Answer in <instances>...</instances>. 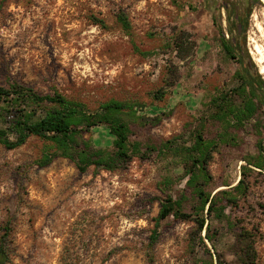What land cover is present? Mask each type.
Masks as SVG:
<instances>
[{"label": "rangeland", "instance_id": "rangeland-1", "mask_svg": "<svg viewBox=\"0 0 264 264\" xmlns=\"http://www.w3.org/2000/svg\"><path fill=\"white\" fill-rule=\"evenodd\" d=\"M207 2H217V12L203 0H0V88L19 82L90 109L110 100L132 102L145 110L131 120V140L147 145V154L124 169L85 173L64 158L37 165L48 144L36 137L13 150L0 145V238L8 226V264H240L234 247L241 229L254 236L255 264H264V168L248 165L259 144L264 150V108L221 143L209 106L218 89L241 84L238 61L226 58L219 44L221 30L226 39L244 41L249 69L264 87V3ZM119 12L128 16L131 35L117 24ZM177 35L185 40L183 52L171 45ZM162 88L166 94L157 99ZM199 133L217 141L209 165L212 196L233 188L248 167L246 193L224 202L233 226L210 217L214 240L204 239L203 246L193 222L170 217L151 244L160 200L182 199L185 212L194 204L183 167H166L170 159L162 161L157 151L167 142L172 152L190 147ZM90 137L98 148L111 147L103 127ZM168 172L173 180L166 186Z\"/></svg>", "mask_w": 264, "mask_h": 264}, {"label": "trees", "instance_id": "trees-1", "mask_svg": "<svg viewBox=\"0 0 264 264\" xmlns=\"http://www.w3.org/2000/svg\"><path fill=\"white\" fill-rule=\"evenodd\" d=\"M207 1L203 0L204 8L217 12V2L207 5ZM238 9L239 7L235 11L236 29L241 34L243 17L238 14L239 12L237 13ZM95 21L104 25L102 20L95 19ZM116 22L123 32L131 35L132 25L125 13L119 12L116 15ZM228 32L232 35L231 27L228 28ZM237 40L232 36L226 39L222 30L219 33V44L225 57L238 61L240 65L239 72L235 75L241 81V84L235 88L218 89L209 102L212 110L210 119L221 129L217 138V141L221 143L234 138L229 133L230 130L243 129L246 123L257 115L259 107L264 108L261 102V97L264 98V87L256 79V72L254 71L255 75L249 72L250 64L244 61L241 50L236 49ZM241 41L244 46V41ZM171 45L181 52L186 49L185 40L181 35L172 39ZM135 51L139 54H147L137 47ZM243 54L250 63L245 48ZM165 94L166 88H162L155 95L159 99ZM144 110L135 107L132 102L116 100L107 101L96 109H90L83 102L68 99L59 92L41 94L32 87L13 82L7 88H0V145L5 149L13 150L25 145L29 138L36 137L48 144L41 158L36 161L40 167L49 165L57 158H64L71 161L80 173H85L90 167L114 172L124 169L133 157L147 154V145L131 140L133 135L130 129L131 120L138 118ZM100 127L105 128L112 136L110 148L96 147L90 137L92 131ZM87 135H89L88 138ZM261 135L257 132L259 138ZM217 141L212 144L199 133L195 135L193 145L178 152H172L168 142L164 143L158 151L154 150L157 151V155L161 156L162 161L170 159L166 167L169 165L183 167L184 176H189L186 184L191 191L194 204L190 212H185L182 199L174 200L171 196H166L160 200L159 213L154 220V229L150 237L151 244H155L158 240V229L161 222L170 217L181 222H193L198 240L203 246H205L204 239L211 243L214 240L211 227L207 223L210 217L213 216L217 220L224 219L232 228L233 224L224 216L226 208L224 202L236 203L235 194L246 193L244 177L248 167L242 168L244 170L242 177L233 188L219 191L212 196L207 190L212 181L209 165ZM258 148L260 150L258 157L248 165L262 169L264 168V155L262 154L264 150L260 144ZM168 173L161 183L166 186H169L173 180V176ZM203 231L205 232L204 238L201 237ZM3 232L0 238V264H8L10 228L6 226ZM235 239L237 243L234 247V255L239 263L255 264L257 253L253 243L254 236L241 229L236 233ZM217 264H222V262L218 260Z\"/></svg>", "mask_w": 264, "mask_h": 264}, {"label": "flooded vegetation", "instance_id": "flooded-vegetation-1", "mask_svg": "<svg viewBox=\"0 0 264 264\" xmlns=\"http://www.w3.org/2000/svg\"><path fill=\"white\" fill-rule=\"evenodd\" d=\"M240 7V6H239ZM239 10V9H238ZM237 10V13L239 12ZM239 14V13H238ZM241 16L243 17V15L241 14ZM235 45H236V49H238V50H241V54L243 55V59H244V61H246V63L249 65L250 63L247 61V58L245 57V54H243V43H242V41L241 40H237L236 42H235ZM249 72L252 74V75H255V73L252 71V69H249Z\"/></svg>", "mask_w": 264, "mask_h": 264}, {"label": "bare ground", "instance_id": "bare-ground-1", "mask_svg": "<svg viewBox=\"0 0 264 264\" xmlns=\"http://www.w3.org/2000/svg\"><path fill=\"white\" fill-rule=\"evenodd\" d=\"M264 3V0H261ZM255 16V15H254ZM253 17V16H252ZM261 28V27H260ZM264 72V69H261L260 73L262 74Z\"/></svg>", "mask_w": 264, "mask_h": 264}, {"label": "water", "instance_id": "water-1", "mask_svg": "<svg viewBox=\"0 0 264 264\" xmlns=\"http://www.w3.org/2000/svg\"><path fill=\"white\" fill-rule=\"evenodd\" d=\"M261 1V0H260Z\"/></svg>", "mask_w": 264, "mask_h": 264}]
</instances>
